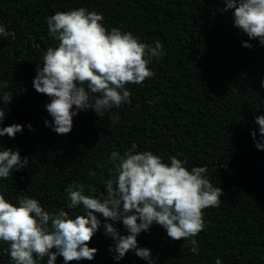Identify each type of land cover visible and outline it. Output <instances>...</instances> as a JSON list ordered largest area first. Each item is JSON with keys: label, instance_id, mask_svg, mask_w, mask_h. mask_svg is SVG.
Listing matches in <instances>:
<instances>
[{"label": "trees", "instance_id": "trees-1", "mask_svg": "<svg viewBox=\"0 0 264 264\" xmlns=\"http://www.w3.org/2000/svg\"><path fill=\"white\" fill-rule=\"evenodd\" d=\"M81 6L102 13L106 28L118 26L146 44L159 40L165 55L148 65L153 77L125 85L130 103L100 117L78 112L72 130L57 135L43 125L47 98L31 80L43 51L56 43L44 18ZM222 6V0H0L6 29L0 36V92L12 95L8 105L0 103L7 110L3 125L33 127L14 139L0 137V145L18 148L29 161L0 180V194L13 202L35 197L46 210L64 208L72 215L64 188L82 183L86 194L94 188L100 195L109 153L135 142L137 150H150L165 163L174 155L189 169L205 165L207 178L223 193L218 207L202 210L205 228L196 236V255L159 226L140 233L138 246L150 249L156 264H213L216 257L221 264H264V151L249 135L253 116L264 114V47L254 40L250 49L242 47L248 38L232 27L230 12L216 11ZM112 116L119 118L115 124ZM110 243L98 231L88 242L97 249L94 259L81 264H113ZM0 264H9L6 255L0 254ZM118 264L146 262L126 253Z\"/></svg>", "mask_w": 264, "mask_h": 264}, {"label": "clouds", "instance_id": "clouds-1", "mask_svg": "<svg viewBox=\"0 0 264 264\" xmlns=\"http://www.w3.org/2000/svg\"><path fill=\"white\" fill-rule=\"evenodd\" d=\"M220 13L230 12L231 25L249 41L264 47V0H222ZM48 36L55 41L35 63L31 86L44 94L47 102L43 125L57 135L72 130L73 118L82 111L97 117L111 109L130 103L126 84L140 85L154 76L148 67L152 58L165 55L159 40L142 42L130 31L118 26L106 28L103 14L83 6L55 11L44 18ZM6 34L0 24V36ZM4 85H0V88ZM264 88V77L260 80ZM12 95L0 92V103L8 105ZM7 110L0 109V125ZM113 124L117 116L110 117ZM255 128L249 135L257 150L264 151V114L254 115ZM23 129L33 131L30 123L0 126V137L14 139ZM29 161L18 148L0 145V180L12 177ZM184 159L174 155L167 163L150 150H137L132 142L123 152L112 150L107 157L111 165L103 180L100 195L82 183L64 188L65 208L46 210L35 197H17L15 201L0 194V254L9 264H60L92 261L97 249L88 242L99 231L111 243L107 252L118 262L131 253L146 264H156L150 249L140 247L137 237L159 226L166 237L183 240L189 251L198 254L196 236L204 230L203 211L218 207L222 189L207 178L205 165L185 167ZM120 224L121 229L115 225ZM213 264H221L216 257Z\"/></svg>", "mask_w": 264, "mask_h": 264}]
</instances>
